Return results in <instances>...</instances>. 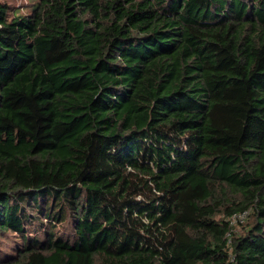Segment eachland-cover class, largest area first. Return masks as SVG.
<instances>
[{
	"label": "trees",
	"instance_id": "obj_1",
	"mask_svg": "<svg viewBox=\"0 0 264 264\" xmlns=\"http://www.w3.org/2000/svg\"><path fill=\"white\" fill-rule=\"evenodd\" d=\"M0 264H264V0H0Z\"/></svg>",
	"mask_w": 264,
	"mask_h": 264
},
{
	"label": "rangeland",
	"instance_id": "obj_2",
	"mask_svg": "<svg viewBox=\"0 0 264 264\" xmlns=\"http://www.w3.org/2000/svg\"><path fill=\"white\" fill-rule=\"evenodd\" d=\"M7 2L11 7L15 9V12L18 14H26L30 13L31 9L33 8V5L38 1V0H2ZM246 219V218H245ZM245 219H241L238 216L233 217L231 220L233 222V225H235V229L238 228L239 222L241 223Z\"/></svg>",
	"mask_w": 264,
	"mask_h": 264
},
{
	"label": "built area",
	"instance_id": "obj_3",
	"mask_svg": "<svg viewBox=\"0 0 264 264\" xmlns=\"http://www.w3.org/2000/svg\"><path fill=\"white\" fill-rule=\"evenodd\" d=\"M248 213H243L242 215H238L239 218L245 219ZM236 217V216H235Z\"/></svg>",
	"mask_w": 264,
	"mask_h": 264
}]
</instances>
